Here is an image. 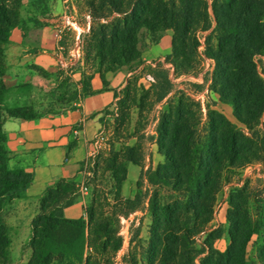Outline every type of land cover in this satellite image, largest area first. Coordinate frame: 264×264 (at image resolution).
I'll list each match as a JSON object with an SVG mask.
<instances>
[{"label":"trees","instance_id":"1","mask_svg":"<svg viewBox=\"0 0 264 264\" xmlns=\"http://www.w3.org/2000/svg\"><path fill=\"white\" fill-rule=\"evenodd\" d=\"M12 1H17V5L0 2V15L8 27L5 44L11 30L25 24L21 17L24 0ZM101 1L118 13L128 11L123 0ZM131 4L133 8L121 21L104 27L99 34L94 33L98 68L83 75L81 96L94 92L91 80L95 72L100 74L104 87L109 88L106 72L141 60L142 29L151 45L158 43L166 31H172L171 52L166 60L173 64L176 75L195 70L194 55L199 44L196 33L212 29L206 37V54L215 62L209 91L216 94L219 101L232 105L234 117L248 130L238 127L209 103L206 123L202 126L201 101L186 89H176L170 69L157 63L149 68L153 80L151 86L143 90L138 106L142 116L146 102L150 105L167 103L159 115L156 138L164 161L155 168L151 164L145 169L142 152H138L142 151L140 140L127 146L123 155L111 145L107 170L112 172L116 193L110 218L97 219L94 209L87 206L86 217L66 218L64 208L80 199L76 181L58 179L48 186L40 197L39 211L31 221L32 258L28 264H111L123 245V236L119 235V225H115L114 220L119 221V216L129 218L146 205L152 216L146 250L148 264H196V237L214 217L216 196L224 179L253 161L264 163V121L261 120L264 113V0H213V16L207 0H130ZM90 6L95 8L94 0L90 1ZM6 68L5 48H1L0 264H9L11 257L7 204L23 197L33 181V173L10 163L4 119L6 116L35 119L43 115L26 106L11 108L4 104L3 97L11 90L3 80ZM207 81L205 78V83L192 85L200 92ZM133 91L136 93L128 82L122 90L126 99L117 101L119 109L125 108ZM74 94L75 99L80 96L76 90ZM129 163L142 168L137 181L139 191L132 198L122 194ZM95 165L93 171L97 176L98 163ZM145 176L153 187L151 191H142ZM161 189L166 193H161ZM247 193L245 187L234 189L231 194L227 216L230 242L226 251L214 247L215 240L224 235V229L207 231L202 242V252L206 255L200 259V264H252L246 258V251L253 235L261 240L258 264H264V206L255 202L258 213L255 218L251 217ZM135 235H139V229ZM130 264L137 263L131 261Z\"/></svg>","mask_w":264,"mask_h":264},{"label":"rangeland","instance_id":"2","mask_svg":"<svg viewBox=\"0 0 264 264\" xmlns=\"http://www.w3.org/2000/svg\"><path fill=\"white\" fill-rule=\"evenodd\" d=\"M64 1L66 6H69L72 11L71 13L75 18L74 20L77 22V26L75 24L71 29L68 26L65 27L63 23L64 14L57 16L56 18H58V20L54 22L55 28L58 30L57 38H61V40L66 38V40L68 39L71 42L70 44L64 45V52L72 57L69 52L71 51V47L74 46L75 37L79 34V39L77 38V49L80 47L79 45L81 43V59H83L86 69L90 72L94 68H98V61L95 59L97 48L96 45L94 46V33L97 32L99 34L100 30L104 27L108 28L111 23L121 21L123 17L131 11L133 6L132 4L130 5V0H119L120 2H124V7L128 9L127 13L121 14L112 10L110 6L104 4L101 0H94L95 8L90 6L91 0ZM207 1L209 4V12L213 16L211 7L213 0ZM0 2H4L11 6H16L18 3L12 0H0ZM214 25L215 21L213 22V26ZM211 30L212 29L207 31L200 30L196 33L199 44L197 52L194 55L196 63L195 70H191L189 74L176 75L175 68L172 63L166 60V55L162 60L157 61L153 65H148L139 76H132L129 82L132 84V88L135 89L136 93H134V91L131 92L124 109H119L118 106H115L113 110H108V113L106 112L107 115L104 120L105 144L95 158L91 159L93 162L89 170L91 174L88 175L86 179V185L88 186L86 206L87 208L94 209L97 219L110 218L113 213V204H115V183L112 172L107 170V163L111 157V145H114L115 151L123 155L127 146L135 145L137 141L140 140V148H142V151L139 149L138 152H142L145 169H148L151 164L155 168L159 163L164 161V157L161 155L162 159L159 161L157 159L155 163L153 162L152 144L155 143L156 147L154 148L158 150L156 143L157 125L160 112L166 108L167 103L163 101L150 105L146 102L143 107L142 116H140V108L138 106V99L143 94V90L149 88L152 83L146 76L150 74L149 68L156 66L157 63H162L165 68L170 69V75L176 85V89H186L192 97L201 101L203 104L202 126L206 123L207 105L209 103L213 109H217L225 114L238 127L245 131L248 130L244 124L239 123L234 117L232 105L219 101L217 95L209 91V85L211 84L215 67L214 60L206 54V37L211 33ZM7 35V24L0 15V49L6 47L4 41ZM213 42L216 43L215 40ZM150 45V39L146 35L145 30L142 29L140 31L139 47H142L144 52ZM256 59L260 64L259 57H256ZM58 68L56 73L39 70L40 76L55 83L54 86H50V89L29 83L21 84L16 88H12L4 95V104L11 108L26 106L37 114L64 112L71 109L74 107L73 100L75 94L73 89L68 86L69 83H71L69 81L70 77L64 73V68L61 67V65ZM139 77H143V79L140 80ZM205 78H208V81L203 90L199 92L198 88L192 85V83H205ZM46 83L48 84L47 81ZM135 97L137 98V103H134ZM120 98L126 99V96L122 95ZM212 100H215L216 103ZM118 102H121V100ZM261 120L264 121V113L262 114ZM95 162L98 163L97 176H95L93 171V168L96 166ZM119 172L120 171H118V173ZM245 187L248 191L247 194H249L250 214L251 217L255 218L258 213L255 202H259L260 205L264 206V163L253 161L252 164L239 167L234 174H229L224 179L222 188L216 196L214 217L205 226L204 232L196 237V243L194 245V250L197 253L196 264H200V259L206 255V252H202V242L207 231L218 228L224 229V235L215 240L214 247L220 251H226L230 242L227 232L230 223L227 216L230 209L231 194L234 189H243ZM134 189H136V192L132 197L139 191L137 184ZM151 189H153V187L145 176L142 191H151ZM164 192L165 191L161 189V193ZM22 207L24 208L21 203L15 200L7 204L6 207V220L10 226L12 238L9 264H28L32 258V249L29 246L31 235L30 238L24 240V231H26L25 223L28 220V216L25 213H20ZM33 209L34 205L30 202L29 210L32 211ZM22 215L26 216V218L21 217ZM118 218L119 221L115 219L114 224L119 225V235L123 236V245L115 258L111 261V264H130L131 261L137 264H148L146 250H148L147 248L150 242L152 216L147 205L145 208L131 214L129 218L123 216H119ZM138 229L139 235L136 236L135 233ZM257 240V236L253 235L247 246L246 258L252 264H258V245L261 240ZM159 257L160 256H158V258ZM52 264L56 263L53 262Z\"/></svg>","mask_w":264,"mask_h":264},{"label":"crops","instance_id":"3","mask_svg":"<svg viewBox=\"0 0 264 264\" xmlns=\"http://www.w3.org/2000/svg\"><path fill=\"white\" fill-rule=\"evenodd\" d=\"M66 9L64 0H24L21 14L25 20L24 27L16 26L11 30L5 47L7 68L3 80L8 88L29 83L50 89L55 83L40 76L39 70L56 73L61 65L64 73L70 77L71 83L66 85L80 95L74 98V107L64 112L46 113L35 119L9 116L4 119L3 129L7 134L6 145L11 153V165L24 167L33 173V181L25 195L15 199L24 206L20 213L28 216L24 240L30 238L31 221L39 211L40 197L58 179L76 181L80 194L78 201L64 208L65 217H86L88 192H83L81 187L86 185L87 176L91 174L93 140L98 134L104 133L106 112L114 109L132 76H139L148 65L162 60L172 47L173 34L168 30L158 43L150 45L143 52L141 60L106 72L109 88L104 87L100 74L95 72L91 80L94 92L81 96V80L84 74L91 71L86 69L82 56L77 54L79 34L69 52L72 57L64 52V45L71 42L55 36L56 17L63 15ZM146 76L148 80H153L151 75ZM152 145V160L155 163L162 158L157 148H154L155 143ZM141 171L140 166L129 163L127 178L122 186L125 197L135 194L134 188ZM30 202L34 205L32 211L29 210ZM21 217L26 218L23 215Z\"/></svg>","mask_w":264,"mask_h":264},{"label":"built area","instance_id":"4","mask_svg":"<svg viewBox=\"0 0 264 264\" xmlns=\"http://www.w3.org/2000/svg\"><path fill=\"white\" fill-rule=\"evenodd\" d=\"M72 11L70 10L69 6H67V9L63 15V19H64V26L65 27H69L70 29L72 28V26L76 24L77 26V22L74 20V16L71 13ZM58 30L55 28V36L57 37ZM80 47L77 50V54L81 57L82 56V51H80L81 43L79 45ZM105 140H106V136L104 135V133H100L96 136V138L93 140V149L91 150L90 153V158H95V156L101 151V149L103 148L104 144H105ZM93 163V162H92ZM83 192H87L88 191V186L87 185H83L81 187Z\"/></svg>","mask_w":264,"mask_h":264}]
</instances>
